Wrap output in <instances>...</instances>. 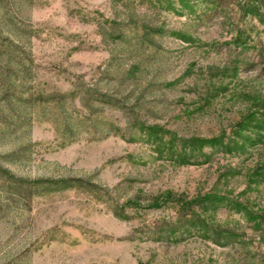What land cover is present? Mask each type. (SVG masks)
Masks as SVG:
<instances>
[{"label":"rangeland","instance_id":"374dc122","mask_svg":"<svg viewBox=\"0 0 264 264\" xmlns=\"http://www.w3.org/2000/svg\"><path fill=\"white\" fill-rule=\"evenodd\" d=\"M263 102L264 0H0V264H264Z\"/></svg>","mask_w":264,"mask_h":264},{"label":"trees","instance_id":"16d2710c","mask_svg":"<svg viewBox=\"0 0 264 264\" xmlns=\"http://www.w3.org/2000/svg\"><path fill=\"white\" fill-rule=\"evenodd\" d=\"M255 113H259V116L260 115L261 116L264 115V102L262 103V106H261L260 109L255 110ZM251 119H253V117L252 118L251 117H248L246 119V121L242 122V125L240 127H243V128L246 129L247 128L246 125H250L249 121H251ZM260 124L262 126V129H264V119H263V122L260 123ZM194 140H197L198 143H200V144L219 145V146H221L223 148H226L228 150H231L232 147H233V145H234V143H233V145H228V146L224 145L223 143L221 144V141H223L222 134L213 135V136L207 137V138H205L203 140L202 139L193 138V139H189L187 141V139H185V140H183V143H181V147H180L182 149L181 150V153H179L177 155V157H176L178 159V161H180V162H191L192 159L190 157H188V154L185 155V153L188 152L189 155L191 154V151L193 149L192 148L193 145L190 146V142H192ZM234 146H243V144L242 143H239L238 145H234ZM262 168H264V165H261V166L257 167L258 170H260ZM70 180L71 179H52V180L49 179L47 181H49L51 183L59 184V186H64V185H67V184H71L70 183L71 182ZM220 198H222V196H220L219 198H216V199H220ZM216 199H213V201L216 200ZM202 228H204V227H202Z\"/></svg>","mask_w":264,"mask_h":264}]
</instances>
